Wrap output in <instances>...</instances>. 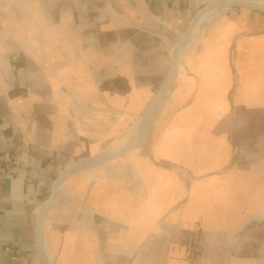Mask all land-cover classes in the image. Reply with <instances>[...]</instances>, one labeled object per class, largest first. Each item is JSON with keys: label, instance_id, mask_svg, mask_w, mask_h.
I'll return each mask as SVG.
<instances>
[{"label": "crops", "instance_id": "0c3cea01", "mask_svg": "<svg viewBox=\"0 0 264 264\" xmlns=\"http://www.w3.org/2000/svg\"><path fill=\"white\" fill-rule=\"evenodd\" d=\"M214 1L0 0V264H44L39 223L47 264H264L260 10L198 23L147 134L38 220L147 113Z\"/></svg>", "mask_w": 264, "mask_h": 264}, {"label": "bare ground", "instance_id": "6f19581e", "mask_svg": "<svg viewBox=\"0 0 264 264\" xmlns=\"http://www.w3.org/2000/svg\"><path fill=\"white\" fill-rule=\"evenodd\" d=\"M236 4L247 8H254L258 9L260 11H264V2H249V1H242V0H219L214 1L207 5L203 12L200 13V15L196 18L195 24L193 28L195 29L197 24L212 21L217 18V12L219 11L220 6H226ZM192 28V30H193ZM191 30V32H192ZM181 50L177 49V53L175 55L174 61L171 65V73L168 76V79L166 80L167 85L164 89L161 90L160 94L158 95L157 99H155L154 104L147 109V113L140 118V120L134 125L131 132L124 137L119 144H117L115 147H113L106 155L100 156V157H94L82 160L75 165H73L71 168H69L56 182L55 184V195L57 194L59 188H61V185L64 183V181L69 180L73 177L81 179L83 182V185L85 187V190L88 189L90 184L92 183L94 179V175L96 171L103 166L107 162L115 161L119 157H122L123 155H126L135 145L137 144L138 140H141L147 132L150 130V128L153 126L154 122L156 121V118L158 116L159 110L161 108L162 101L164 99V95L166 96L168 89L170 88L172 84V78L173 73L175 71V66L179 60ZM165 82V83H166ZM169 87L167 88V86ZM167 88V90H166ZM166 92V93H165ZM142 137V138H141ZM82 184V183H81ZM66 194L61 197V205L65 202ZM46 209V204L42 207H40V210L38 211V220L40 222L42 221V218L44 216ZM66 208L63 210L66 214ZM68 213V212H67ZM41 224V223H39ZM38 228V240L40 241V248L41 252L43 254V259L46 260L49 259L48 251L46 250L44 244H43V227L39 225ZM36 228V227H35ZM44 259V260H45ZM45 260V261H46ZM47 262V261H46ZM48 263V262H47Z\"/></svg>", "mask_w": 264, "mask_h": 264}, {"label": "water", "instance_id": "95a60500", "mask_svg": "<svg viewBox=\"0 0 264 264\" xmlns=\"http://www.w3.org/2000/svg\"><path fill=\"white\" fill-rule=\"evenodd\" d=\"M208 5V4H207ZM205 5L201 10H199L196 15L193 17L188 29L186 30V32L184 33L183 37L181 38V41L178 43V45L176 46L175 48V52H174V56H173V59L172 61L174 60L175 58V55L177 53V49H180L182 50L183 46L185 45V43L187 42L190 34H191V30L195 24V20L196 18L200 15L201 12H203V10L205 9V7L207 6ZM230 8H239V9H252V10H258V9H254V8H247V7H243V6H240V5H236V4H231V5H226V6H220L219 9H230ZM181 53V52H180ZM180 57V55H179ZM163 87V86H162ZM162 90V88H161ZM161 92V91H160ZM159 92V94H160ZM158 94V95H159ZM157 95V96H158ZM142 138V137H141ZM140 140L137 141V143L139 142ZM58 180V179H57ZM57 182V181H56ZM56 182L53 184L52 186V189H51V192H50V195L48 197V200L46 201V209L45 211L47 210V208L51 205L52 201H53V198H54V194H55V184ZM42 261L44 264H47V262L42 258Z\"/></svg>", "mask_w": 264, "mask_h": 264}, {"label": "rangeland", "instance_id": "374dc122", "mask_svg": "<svg viewBox=\"0 0 264 264\" xmlns=\"http://www.w3.org/2000/svg\"><path fill=\"white\" fill-rule=\"evenodd\" d=\"M219 11L217 12V17H218ZM215 20V19H214ZM213 21V20H212ZM212 21H208L205 22L206 24L211 23ZM204 24V23H203ZM128 134H124V136L126 137ZM128 154V153H127ZM127 159V158H125ZM114 163V162H111ZM119 163V161H118ZM103 169V168H102ZM123 173V172H122ZM121 173V174H122ZM105 175L108 174V171L104 173ZM82 183V184H81ZM85 187L83 185V182L81 181V179H71L70 181H68L63 188H61L58 193H57V197H63L65 194L67 197H78V201H81V197L84 196L85 194ZM66 208L64 206V204L62 205V209Z\"/></svg>", "mask_w": 264, "mask_h": 264}]
</instances>
